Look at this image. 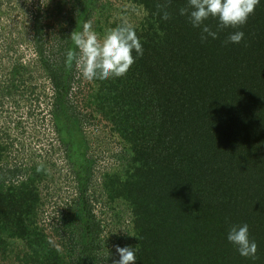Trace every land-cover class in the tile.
<instances>
[{"label": "trees", "instance_id": "trees-1", "mask_svg": "<svg viewBox=\"0 0 264 264\" xmlns=\"http://www.w3.org/2000/svg\"><path fill=\"white\" fill-rule=\"evenodd\" d=\"M132 1L148 13L136 27L144 54L125 77L110 81L123 86L111 102L115 117L124 119L126 133L134 125L143 143L131 147L129 175L124 180L108 176L105 188L111 200L124 199L132 206L135 264H264V0L245 25L224 29L218 39L206 43H201L200 29L179 14L187 0ZM91 2L83 4L71 23L68 20V35L59 47L60 70L45 61L58 97L53 104L56 113L76 110L68 98L75 65L66 70L64 60L74 47L71 33L81 30L92 12ZM158 6L171 13L168 21L157 15ZM39 13L41 9L35 22L41 20ZM206 23L217 30L215 19ZM236 30L245 33L242 42L224 43ZM40 56H45L43 50ZM102 90L96 99L105 104ZM138 90L144 96L143 107L136 98ZM135 99L138 108H127ZM6 150L0 143V164ZM6 169L0 177L17 174ZM45 171L36 164L26 170L30 174L24 181L0 180V250L7 251L11 240L26 241L27 250L19 258L26 264H59L52 262L59 256L53 255L55 245L36 224V183ZM244 223L258 245L254 260L240 256L227 241L230 227ZM93 227L86 224L87 238L95 234ZM91 245L94 239L76 263L89 260ZM113 256L107 259L112 262Z\"/></svg>", "mask_w": 264, "mask_h": 264}, {"label": "rangeland", "instance_id": "rangeland-1", "mask_svg": "<svg viewBox=\"0 0 264 264\" xmlns=\"http://www.w3.org/2000/svg\"><path fill=\"white\" fill-rule=\"evenodd\" d=\"M88 1L0 0V143L7 147L0 172L5 166L17 172L12 179L5 175L0 180L6 177L7 184L10 180L17 184L29 176L26 170L45 166L46 174L36 183L40 197L36 224L55 245L53 255L59 256L52 262L59 264H78L76 257L93 239L85 264H114L119 259L116 245L137 249L132 206L124 199L111 200L105 188L108 176L124 180L129 175L131 147L143 143L142 134H134V125L126 133L124 119L115 117L111 97L123 86L110 83L115 79L86 81L75 67L68 98L76 110L56 113L53 104L58 97L45 69L48 62L60 70L59 47L68 35V20L71 23ZM91 4L85 22L91 21L101 37L124 21L138 28L148 16L132 0ZM37 9L43 12L40 22H35ZM101 90L108 99L105 104L96 99ZM135 93L143 107L144 96L140 90ZM137 99L126 107L138 108ZM128 112L132 117L133 110ZM86 224L94 226L92 237L87 238ZM26 250V241L11 240L7 251L0 250V264H26L19 259ZM111 255L112 262L107 259Z\"/></svg>", "mask_w": 264, "mask_h": 264}, {"label": "clouds", "instance_id": "clouds-1", "mask_svg": "<svg viewBox=\"0 0 264 264\" xmlns=\"http://www.w3.org/2000/svg\"><path fill=\"white\" fill-rule=\"evenodd\" d=\"M260 3L261 0H187V6L180 8L179 14L186 16L193 28L200 29L201 43H206L209 38L218 39L219 32L224 29H239L245 25ZM158 8L157 15L163 21H168L171 13L166 6ZM210 18L217 21L216 31L206 23ZM244 36L245 33L240 30L230 32L224 43L239 44ZM70 39L74 47L65 53V69L71 71L75 65L81 77L89 82L125 77L136 59L144 54L135 26L127 21L109 29L103 37L93 29L91 21H86L81 25V30L71 33ZM227 241L240 256L256 258L258 245L250 238L247 223L231 226ZM115 247L119 259L114 264H135L136 248Z\"/></svg>", "mask_w": 264, "mask_h": 264}]
</instances>
